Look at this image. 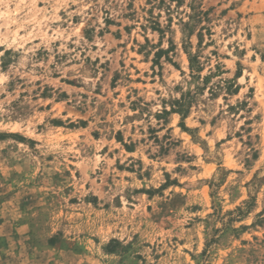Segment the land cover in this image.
Masks as SVG:
<instances>
[{
  "label": "rangeland",
  "instance_id": "obj_1",
  "mask_svg": "<svg viewBox=\"0 0 264 264\" xmlns=\"http://www.w3.org/2000/svg\"><path fill=\"white\" fill-rule=\"evenodd\" d=\"M0 264H264V0H0Z\"/></svg>",
  "mask_w": 264,
  "mask_h": 264
},
{
  "label": "trees",
  "instance_id": "obj_2",
  "mask_svg": "<svg viewBox=\"0 0 264 264\" xmlns=\"http://www.w3.org/2000/svg\"><path fill=\"white\" fill-rule=\"evenodd\" d=\"M191 61H194V59H193V60H191Z\"/></svg>",
  "mask_w": 264,
  "mask_h": 264
}]
</instances>
